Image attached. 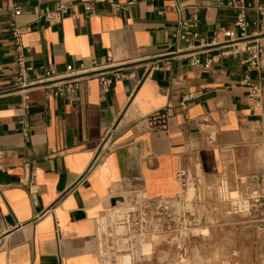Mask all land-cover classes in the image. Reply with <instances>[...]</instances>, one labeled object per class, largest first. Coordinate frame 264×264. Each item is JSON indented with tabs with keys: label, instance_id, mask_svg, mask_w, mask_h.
I'll return each mask as SVG.
<instances>
[{
	"label": "crops",
	"instance_id": "1",
	"mask_svg": "<svg viewBox=\"0 0 264 264\" xmlns=\"http://www.w3.org/2000/svg\"><path fill=\"white\" fill-rule=\"evenodd\" d=\"M128 1H23L29 77L109 63L121 74L106 91L94 80L76 99H49L17 82L12 15L0 0V264H103L98 220L113 201L139 191L174 199L186 172L219 173L226 155L264 177V96L251 99L244 82L264 85V69L245 61L239 9ZM245 1L253 39L264 0ZM57 2L77 17L38 18ZM183 21L197 24L191 46L175 37L190 29Z\"/></svg>",
	"mask_w": 264,
	"mask_h": 264
},
{
	"label": "rangeland",
	"instance_id": "2",
	"mask_svg": "<svg viewBox=\"0 0 264 264\" xmlns=\"http://www.w3.org/2000/svg\"><path fill=\"white\" fill-rule=\"evenodd\" d=\"M248 170L226 155L219 173L186 172L172 217L162 214L151 224L147 216L146 236L133 238L125 250H118L114 228L124 226L119 220L144 209L145 202L131 192L119 203L124 204L120 214L110 205L99 217L103 264H117L123 254L131 255L130 264H264V177ZM133 227L131 222L122 232ZM145 244L151 249L144 255Z\"/></svg>",
	"mask_w": 264,
	"mask_h": 264
},
{
	"label": "built area",
	"instance_id": "3",
	"mask_svg": "<svg viewBox=\"0 0 264 264\" xmlns=\"http://www.w3.org/2000/svg\"><path fill=\"white\" fill-rule=\"evenodd\" d=\"M6 3V8L12 15V19L9 23L8 32L12 37V47L14 51L15 64L17 66V82L21 83L23 87H42L45 90L46 97L51 98H69L76 99L84 86H89L92 81L98 80L103 91H106L108 87L112 84L115 79L121 77L119 73L118 66H112L111 63L98 66L94 65L92 67H86L81 65L79 67H74L69 65L64 72H57L56 70H48L44 75L31 78L29 77L30 71L33 69L27 63L26 47L22 42L23 29L18 23V18L24 13L23 1L24 0H3ZM137 0H129L128 4H131ZM231 5L239 9L237 20L235 22L236 26L242 31L241 38L249 39L248 43L245 45L243 51L246 54V63L250 69L253 70H263L264 69V43L261 39H264V32L255 36L253 39L247 35V29L250 25L246 17V10L251 7L250 3L245 0H232ZM90 9V7H87ZM258 11L261 15V20L264 24V4L258 6ZM71 14L73 17H77L73 13L72 7L70 5L57 2L54 8H47L44 13L38 14L39 19H44L49 23H54L60 21L66 15ZM181 26H188L190 29L179 30L176 32L177 43L185 42L187 46H191L193 40L197 38L198 33L193 32L191 29L196 28V23H189L188 21H183L180 23ZM224 34L230 37L234 36L231 31H224ZM180 50V49H177ZM245 84L248 87L249 97L253 100H260L264 96V85L260 82H255L249 77H246ZM23 109H28V105L25 104ZM31 126L29 123H25L24 131L28 133ZM0 151V158H1ZM139 196L142 197L145 202V208L142 210H130L127 217L119 220L120 224L125 227L133 222V231L128 229L127 233L115 232V238L117 241L118 250H125L128 248V242L132 241L133 238L137 240H142L146 236L144 223L147 222V216L150 219V223H155L161 219V215H168L172 217L173 208V198L160 197V198H150L144 192H137ZM122 199H119L121 203ZM119 203L114 204L113 208ZM123 203V202H122ZM149 210H151L149 212ZM160 210V212H159ZM119 223V222H118ZM120 226V227H124ZM154 234L157 233L156 227L152 231ZM98 234H99V220H98ZM100 240V237H99ZM145 255V254H144Z\"/></svg>",
	"mask_w": 264,
	"mask_h": 264
},
{
	"label": "bare ground",
	"instance_id": "4",
	"mask_svg": "<svg viewBox=\"0 0 264 264\" xmlns=\"http://www.w3.org/2000/svg\"><path fill=\"white\" fill-rule=\"evenodd\" d=\"M123 205H119V206H115L114 209H119L117 212L118 214H120V210L122 209ZM121 215H118L117 217H119ZM116 232H121L122 231V227L118 226L114 228ZM151 249V245L150 244H145L143 247V251L145 252L144 254H146L149 250ZM131 263V255L130 254H123V256H121V258L119 259L117 264H130Z\"/></svg>",
	"mask_w": 264,
	"mask_h": 264
},
{
	"label": "water",
	"instance_id": "5",
	"mask_svg": "<svg viewBox=\"0 0 264 264\" xmlns=\"http://www.w3.org/2000/svg\"><path fill=\"white\" fill-rule=\"evenodd\" d=\"M119 202H120V200H115V201H113V204H117Z\"/></svg>",
	"mask_w": 264,
	"mask_h": 264
}]
</instances>
